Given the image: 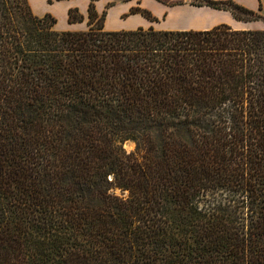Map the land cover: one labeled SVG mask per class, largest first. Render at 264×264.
<instances>
[{
  "label": "trees",
  "instance_id": "1",
  "mask_svg": "<svg viewBox=\"0 0 264 264\" xmlns=\"http://www.w3.org/2000/svg\"><path fill=\"white\" fill-rule=\"evenodd\" d=\"M104 19L0 0V264H264V31Z\"/></svg>",
  "mask_w": 264,
  "mask_h": 264
},
{
  "label": "crops",
  "instance_id": "2",
  "mask_svg": "<svg viewBox=\"0 0 264 264\" xmlns=\"http://www.w3.org/2000/svg\"><path fill=\"white\" fill-rule=\"evenodd\" d=\"M180 1L170 4L158 0H29V4L37 16H53L58 31L86 30L90 4L94 5L99 16L105 14L107 31H135L151 27L160 31H209L221 25L235 31H264V19L239 20L231 10L212 8L203 0ZM212 1H232L264 17V0ZM72 9H78L83 22L69 23V11Z\"/></svg>",
  "mask_w": 264,
  "mask_h": 264
},
{
  "label": "rangeland",
  "instance_id": "3",
  "mask_svg": "<svg viewBox=\"0 0 264 264\" xmlns=\"http://www.w3.org/2000/svg\"><path fill=\"white\" fill-rule=\"evenodd\" d=\"M158 1L159 2H164V3H170V4H177V3L181 2L180 0H158ZM95 22H98V20L95 21ZM101 24H104V21H102ZM54 29H56V26H54ZM135 148H136V144L134 142H132V141H127L124 144V149L128 153L134 151ZM115 194L118 195V196H122V197L127 195V193H122L119 189L115 190Z\"/></svg>",
  "mask_w": 264,
  "mask_h": 264
}]
</instances>
